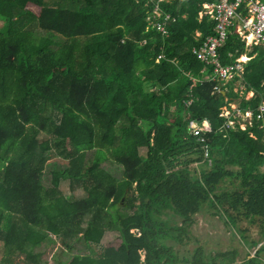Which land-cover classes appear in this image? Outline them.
Instances as JSON below:
<instances>
[{
	"label": "trees",
	"instance_id": "trees-1",
	"mask_svg": "<svg viewBox=\"0 0 264 264\" xmlns=\"http://www.w3.org/2000/svg\"><path fill=\"white\" fill-rule=\"evenodd\" d=\"M206 1L0 0V264L19 256L21 264H39L36 249L50 235L59 243L57 264L115 262L67 256L65 248L91 228L117 224L120 210L140 214V196L188 222L198 212L194 192L224 179L241 192L214 195L217 202L235 201L264 228V111L255 118L264 103V45H252L239 77L210 80L211 67L202 73L192 53L212 35V21L200 13ZM155 8L165 35L148 20ZM244 48L232 30L217 50L219 63H234ZM236 82L252 96L243 100ZM236 101L241 114L251 112L242 130L225 126L234 117L221 115ZM190 122L208 131L193 136ZM183 150L202 163L198 175L175 170ZM110 156L122 180L103 168ZM62 181L85 197L68 199L58 190ZM176 234L180 243L185 232ZM120 236L112 248L121 264L178 262L152 232Z\"/></svg>",
	"mask_w": 264,
	"mask_h": 264
},
{
	"label": "rangeland",
	"instance_id": "rangeland-1",
	"mask_svg": "<svg viewBox=\"0 0 264 264\" xmlns=\"http://www.w3.org/2000/svg\"><path fill=\"white\" fill-rule=\"evenodd\" d=\"M45 1L47 0H28L33 5H41ZM155 10L151 11L148 20L160 15ZM244 47L243 54L249 51V48L246 49L247 46ZM232 86L233 91L240 94L243 100L252 96L251 91L244 94L240 93L239 90L243 89L241 84L236 82ZM241 106L236 101L229 105L228 108L230 109H221L222 115L229 113L234 117L228 119L225 126L232 127L237 124L238 128L242 130L250 125L251 115L244 116L241 114L238 110ZM171 120L169 118V121ZM200 126L203 127L204 131H208L205 124H200ZM185 150L181 151V155L177 157L184 164L175 166V170L186 167L190 169L192 175H198L200 168H204L202 163L196 160L197 156L193 154L194 151ZM206 157L205 154L204 158ZM55 162L53 160L46 167L43 176V184L46 188L52 186V175L56 169ZM103 168L115 180H122L123 168L112 156L103 163ZM58 190L70 200L85 197L83 190L73 188L69 181H62ZM240 192L241 190L237 189L236 183L229 179L221 180L208 192L204 190L194 192L197 198L198 212L188 222L162 207H157V210L154 209V206H150L149 198L140 196L139 205L142 206L140 214L127 209L120 210V220L117 221V224L112 223L110 227L104 230L95 228L87 230L78 240L74 241L75 243L71 247L65 248L67 256L95 257L103 254L105 258H113L115 262H99L100 264H121L120 252L112 248L121 242V232L124 231L127 235H141L146 230L154 233L156 241L158 239L159 243L167 246L169 255L171 253L175 255L178 260L176 264H190V261L193 263L201 261V264H264V253H260L264 252V228L261 221L257 217L247 216L246 211L235 201L223 205L218 203L214 197V195L219 197L221 194L227 193L234 198V194ZM177 229H183L185 232L180 243L175 241L179 237V234H176ZM58 246V240L55 236L50 235L48 240L36 249V252L41 254L39 264H57L53 260V255ZM258 253L259 256H257ZM223 254H228V256L225 258L218 256ZM141 255L143 260L148 257L146 252L141 253ZM21 258V256L16 257L14 264H21ZM79 264L91 263L83 260Z\"/></svg>",
	"mask_w": 264,
	"mask_h": 264
},
{
	"label": "built area",
	"instance_id": "built-area-1",
	"mask_svg": "<svg viewBox=\"0 0 264 264\" xmlns=\"http://www.w3.org/2000/svg\"><path fill=\"white\" fill-rule=\"evenodd\" d=\"M155 9L159 13L158 9ZM200 13L206 15L213 24L212 35L205 37L200 46L192 48V53L196 59L204 65L201 72L204 73L206 66H210V80L221 82L231 81L236 76L239 77L243 60L236 58L232 64L221 65L218 60L217 50L224 43L227 34L232 30L237 33L244 46L264 45V0L206 1L202 3V11ZM159 17L160 15L150 18L151 23L161 35H165L164 22H160ZM168 18L169 16L165 15L164 21ZM256 111L255 118L258 119L264 111V103L258 105ZM229 115V113H226L222 116L228 117ZM243 115H251V112L246 110ZM189 128L193 136H199L205 132L202 126L194 122H190ZM199 140L202 141L201 139Z\"/></svg>",
	"mask_w": 264,
	"mask_h": 264
},
{
	"label": "crops",
	"instance_id": "crops-1",
	"mask_svg": "<svg viewBox=\"0 0 264 264\" xmlns=\"http://www.w3.org/2000/svg\"><path fill=\"white\" fill-rule=\"evenodd\" d=\"M251 47H252V46H247L246 49L249 48V50H250ZM247 52H248V51H247ZM247 52H246V53H247ZM246 53L243 54V52H241V54H240V58H241V60L245 61V60L247 59V57H246ZM229 109H230V108H229ZM245 111H246V110H245Z\"/></svg>",
	"mask_w": 264,
	"mask_h": 264
}]
</instances>
